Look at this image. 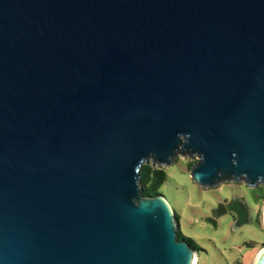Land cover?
Returning a JSON list of instances; mask_svg holds the SVG:
<instances>
[{
	"label": "water",
	"instance_id": "obj_1",
	"mask_svg": "<svg viewBox=\"0 0 264 264\" xmlns=\"http://www.w3.org/2000/svg\"><path fill=\"white\" fill-rule=\"evenodd\" d=\"M177 156L264 189V0H0V264H195Z\"/></svg>",
	"mask_w": 264,
	"mask_h": 264
},
{
	"label": "rangeland",
	"instance_id": "obj_2",
	"mask_svg": "<svg viewBox=\"0 0 264 264\" xmlns=\"http://www.w3.org/2000/svg\"><path fill=\"white\" fill-rule=\"evenodd\" d=\"M197 159L177 156L170 166L159 167L167 175L160 192L177 218L176 231L196 245L195 264H253L264 247V196L255 190L263 186L249 188L243 182H224L212 189L200 188L189 176ZM238 196L246 206V222L241 218L233 223L227 215L217 219L215 226L206 222L215 199ZM256 213L260 214V227L256 225Z\"/></svg>",
	"mask_w": 264,
	"mask_h": 264
},
{
	"label": "trees",
	"instance_id": "obj_3",
	"mask_svg": "<svg viewBox=\"0 0 264 264\" xmlns=\"http://www.w3.org/2000/svg\"><path fill=\"white\" fill-rule=\"evenodd\" d=\"M139 175V188L141 190L142 196H163L160 190L167 183V175L164 170L153 166L151 163H147L142 164L139 169ZM255 190L258 192V194L264 196V190L262 187H258ZM256 214V225L260 227V214ZM175 219L177 218L175 217ZM177 239L186 242L191 249L197 250V247L192 242V240L184 237L180 232H177Z\"/></svg>",
	"mask_w": 264,
	"mask_h": 264
},
{
	"label": "flooded vegetation",
	"instance_id": "obj_4",
	"mask_svg": "<svg viewBox=\"0 0 264 264\" xmlns=\"http://www.w3.org/2000/svg\"><path fill=\"white\" fill-rule=\"evenodd\" d=\"M215 202V207H213L210 213L205 217L207 223L215 226L216 220L226 215L229 216L233 223L240 222L241 218H244L245 222L247 221L246 206L239 196L238 198L227 197L225 199L220 198V200L215 199Z\"/></svg>",
	"mask_w": 264,
	"mask_h": 264
},
{
	"label": "bare ground",
	"instance_id": "obj_5",
	"mask_svg": "<svg viewBox=\"0 0 264 264\" xmlns=\"http://www.w3.org/2000/svg\"><path fill=\"white\" fill-rule=\"evenodd\" d=\"M255 261V260H254Z\"/></svg>",
	"mask_w": 264,
	"mask_h": 264
}]
</instances>
